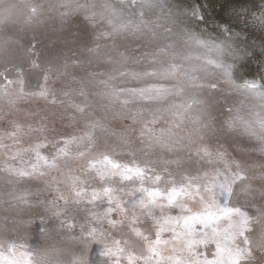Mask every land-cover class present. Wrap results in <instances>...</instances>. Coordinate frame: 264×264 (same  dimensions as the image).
Wrapping results in <instances>:
<instances>
[{
  "label": "clouds",
  "instance_id": "1",
  "mask_svg": "<svg viewBox=\"0 0 264 264\" xmlns=\"http://www.w3.org/2000/svg\"><path fill=\"white\" fill-rule=\"evenodd\" d=\"M0 264H264V0H0Z\"/></svg>",
  "mask_w": 264,
  "mask_h": 264
}]
</instances>
